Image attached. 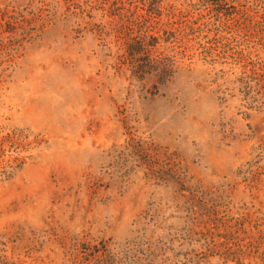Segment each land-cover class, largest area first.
<instances>
[{
  "label": "rangeland",
  "instance_id": "obj_1",
  "mask_svg": "<svg viewBox=\"0 0 264 264\" xmlns=\"http://www.w3.org/2000/svg\"><path fill=\"white\" fill-rule=\"evenodd\" d=\"M0 264H264V0H0Z\"/></svg>",
  "mask_w": 264,
  "mask_h": 264
},
{
  "label": "trees",
  "instance_id": "obj_2",
  "mask_svg": "<svg viewBox=\"0 0 264 264\" xmlns=\"http://www.w3.org/2000/svg\"><path fill=\"white\" fill-rule=\"evenodd\" d=\"M145 48H146L145 43L139 42V44L136 47H130L128 49V53L130 54L131 59L135 61L132 62V64L136 69V71L145 72V70L147 71L149 68L152 70L159 69V72H161V74H165L167 71H169V67L172 66V62L171 63L168 62L169 59L167 60L165 58L159 59V58L151 57L148 58L147 65L143 64L139 57V53L140 52L144 53L143 51L147 50Z\"/></svg>",
  "mask_w": 264,
  "mask_h": 264
}]
</instances>
